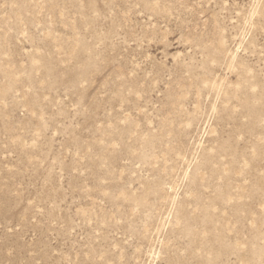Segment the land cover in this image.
Segmentation results:
<instances>
[{"label":"rangeland","instance_id":"1","mask_svg":"<svg viewBox=\"0 0 264 264\" xmlns=\"http://www.w3.org/2000/svg\"><path fill=\"white\" fill-rule=\"evenodd\" d=\"M0 264H264V0H0Z\"/></svg>","mask_w":264,"mask_h":264}]
</instances>
